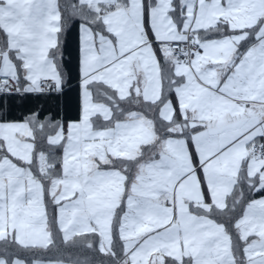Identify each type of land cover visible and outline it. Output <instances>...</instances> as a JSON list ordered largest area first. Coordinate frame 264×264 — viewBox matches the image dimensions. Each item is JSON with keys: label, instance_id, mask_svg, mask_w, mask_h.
Returning <instances> with one entry per match:
<instances>
[{"label": "snow or ice", "instance_id": "6c2138e0", "mask_svg": "<svg viewBox=\"0 0 264 264\" xmlns=\"http://www.w3.org/2000/svg\"><path fill=\"white\" fill-rule=\"evenodd\" d=\"M0 100V264H264V0H0Z\"/></svg>", "mask_w": 264, "mask_h": 264}, {"label": "trees", "instance_id": "16d2710c", "mask_svg": "<svg viewBox=\"0 0 264 264\" xmlns=\"http://www.w3.org/2000/svg\"><path fill=\"white\" fill-rule=\"evenodd\" d=\"M78 44V33L73 32L67 37V46L69 52H72L75 55V49ZM10 109L12 116L15 117L19 114L20 111H26L30 107H35L38 101L34 99H29L25 101L23 104L18 103L17 99H12L10 102ZM3 101L0 100V110H2Z\"/></svg>", "mask_w": 264, "mask_h": 264}]
</instances>
